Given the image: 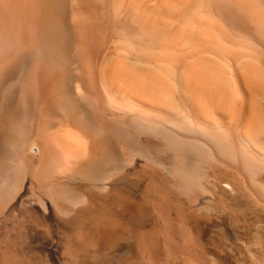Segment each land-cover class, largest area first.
I'll use <instances>...</instances> for the list:
<instances>
[{"label": "bare ground", "instance_id": "bare-ground-1", "mask_svg": "<svg viewBox=\"0 0 264 264\" xmlns=\"http://www.w3.org/2000/svg\"><path fill=\"white\" fill-rule=\"evenodd\" d=\"M0 264H264V0H0Z\"/></svg>", "mask_w": 264, "mask_h": 264}]
</instances>
